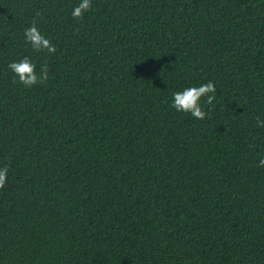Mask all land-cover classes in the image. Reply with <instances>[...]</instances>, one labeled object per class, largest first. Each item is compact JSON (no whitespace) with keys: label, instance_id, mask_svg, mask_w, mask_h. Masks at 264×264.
Listing matches in <instances>:
<instances>
[{"label":"trees","instance_id":"16d2710c","mask_svg":"<svg viewBox=\"0 0 264 264\" xmlns=\"http://www.w3.org/2000/svg\"><path fill=\"white\" fill-rule=\"evenodd\" d=\"M79 2L0 0V264H264V0Z\"/></svg>","mask_w":264,"mask_h":264},{"label":"clouds","instance_id":"9594fccd","mask_svg":"<svg viewBox=\"0 0 264 264\" xmlns=\"http://www.w3.org/2000/svg\"><path fill=\"white\" fill-rule=\"evenodd\" d=\"M92 0H80L71 12L73 19L79 20L92 10ZM24 39L31 45L33 52H46L53 55L57 52L56 46L39 29L36 21H33L29 27L24 30ZM8 69L13 73L14 82L24 85L26 88H32L38 84H44L49 79V68L47 63H42L37 71V64L25 56L19 61L8 64ZM216 85L213 81L202 83L199 86L185 87L182 91H176L172 94V107L177 112L190 114L193 118L204 120L208 112L204 110L202 100L207 105H212L216 100ZM257 124L264 127V120L257 119ZM259 167H264V158L259 160ZM9 168L0 167V189H3L7 183Z\"/></svg>","mask_w":264,"mask_h":264}]
</instances>
